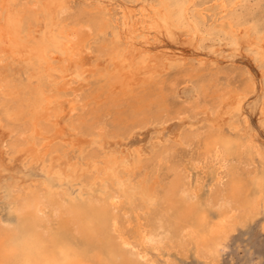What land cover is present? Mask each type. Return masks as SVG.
<instances>
[{"label": "bare ground", "instance_id": "obj_1", "mask_svg": "<svg viewBox=\"0 0 264 264\" xmlns=\"http://www.w3.org/2000/svg\"><path fill=\"white\" fill-rule=\"evenodd\" d=\"M261 128L264 0H0V264H220Z\"/></svg>", "mask_w": 264, "mask_h": 264}, {"label": "rangeland", "instance_id": "obj_2", "mask_svg": "<svg viewBox=\"0 0 264 264\" xmlns=\"http://www.w3.org/2000/svg\"><path fill=\"white\" fill-rule=\"evenodd\" d=\"M172 45V46H170ZM166 48H177L176 45L169 44V40L165 41ZM243 66H249L252 68L253 72L257 75L258 69L252 66L251 61L248 56H240L238 58ZM252 119L257 124L258 115L255 112L251 111ZM171 130H177V122H172ZM149 130V129H148ZM146 131L141 136V140L145 143L149 140L151 131ZM169 131V130H168ZM260 133L264 138V129H260ZM4 163L3 155L0 153V164ZM19 162L10 165V171L15 170V167H18ZM260 220L258 219L256 222L251 223L245 228H241L236 234L233 236L229 248L225 251L222 256V260L220 264H247L251 261H259L260 264H264V231L260 227ZM178 264H203L197 257L191 254L190 257L184 259L183 257H177Z\"/></svg>", "mask_w": 264, "mask_h": 264}]
</instances>
